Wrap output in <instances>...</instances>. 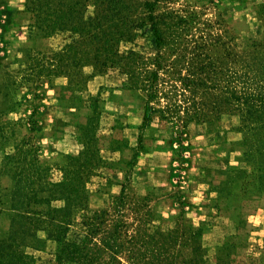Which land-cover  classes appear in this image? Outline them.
Listing matches in <instances>:
<instances>
[{
  "label": "rangeland",
  "instance_id": "obj_1",
  "mask_svg": "<svg viewBox=\"0 0 264 264\" xmlns=\"http://www.w3.org/2000/svg\"><path fill=\"white\" fill-rule=\"evenodd\" d=\"M261 1L160 0L155 12H166L168 21L181 17L174 27L184 42L204 43L222 78L230 69L243 70L245 54L263 40L264 22L257 13ZM23 2L0 0V235L8 227L11 187L9 173L1 168L4 154L13 151L16 141L33 136L41 162L51 166L52 178L58 179L56 166L81 149L93 95L99 112L97 144L106 166L91 178L90 209L108 208L111 197L122 190L130 197L147 195L165 226L178 214L187 223L205 222V264H217L227 242L232 244L225 258L229 264H264V181L246 160V146L235 145L243 136L237 130L238 117L223 113L210 123L180 126L154 115L150 125L140 129L145 94L129 88L119 69L85 81L76 77L79 84L72 86L70 77L54 75V54L72 36L31 34ZM128 48L152 52L145 35L121 43V51ZM90 70L79 67L83 73ZM126 211L131 222V209ZM54 249L49 240L42 250L26 251L35 264H53Z\"/></svg>",
  "mask_w": 264,
  "mask_h": 264
},
{
  "label": "trees",
  "instance_id": "obj_2",
  "mask_svg": "<svg viewBox=\"0 0 264 264\" xmlns=\"http://www.w3.org/2000/svg\"><path fill=\"white\" fill-rule=\"evenodd\" d=\"M159 1L24 0L23 11L29 15L31 34L72 36L54 54V75L70 77L71 85L79 84L76 77L85 81L119 69L129 88L145 94L140 129L154 115L180 126L210 123L223 113L237 116L243 136L235 145L246 146V160L264 181V55L259 57L264 38L245 54L243 70L230 69L221 78L204 43L189 45L174 27L181 17L168 21L166 12H155ZM257 13L264 22V0L257 4ZM142 35L152 44L151 53L121 51V43H134ZM233 60H238L235 54ZM81 66H89L90 72H80ZM89 99L92 111L82 127L81 149L56 166L58 179L41 162L33 136L16 141L13 151L4 154L1 168L9 173L11 187L0 264H35L26 249L42 250L49 240L55 244L53 264H205L204 221L194 225L178 214L165 226L147 195L130 197L124 190L111 197L108 208H89L91 178L106 166L97 144V97ZM231 247L223 244L217 264H229L225 258Z\"/></svg>",
  "mask_w": 264,
  "mask_h": 264
}]
</instances>
